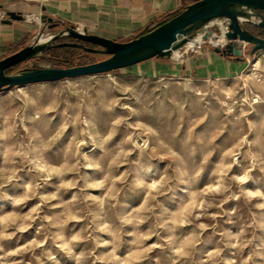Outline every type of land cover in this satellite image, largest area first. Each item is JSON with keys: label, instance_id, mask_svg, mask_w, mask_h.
<instances>
[{"label": "rangeland", "instance_id": "rangeland-1", "mask_svg": "<svg viewBox=\"0 0 264 264\" xmlns=\"http://www.w3.org/2000/svg\"><path fill=\"white\" fill-rule=\"evenodd\" d=\"M41 23L38 41L64 30ZM205 24L188 37L203 29L213 49L219 26ZM249 47L250 61L264 52ZM66 53L6 73L59 68ZM146 63L0 92V264H264V83L247 61L196 78Z\"/></svg>", "mask_w": 264, "mask_h": 264}, {"label": "water", "instance_id": "water-1", "mask_svg": "<svg viewBox=\"0 0 264 264\" xmlns=\"http://www.w3.org/2000/svg\"><path fill=\"white\" fill-rule=\"evenodd\" d=\"M245 9L259 18L254 25L264 30V0H196L168 17L157 27L124 42L90 33L93 30L92 27L79 32L70 22H66L64 30L51 36L45 43L38 41V37L42 35L40 32L33 43L0 59V92L28 84L105 73L154 57L169 56L172 50L185 43L191 32L216 18L228 19V31L225 33L228 42L224 47H213V50L221 55L241 59L244 56L246 45L251 46L248 50L250 55L264 48V37L255 35L241 24L239 17L246 14ZM8 16L9 19L6 22L11 19H21V15L14 12H9ZM47 22L52 23V20L48 18ZM64 34L75 41L51 45L50 42ZM54 46L78 47L85 52L104 54L107 57L88 64L62 68H32L16 74L6 73L9 68Z\"/></svg>", "mask_w": 264, "mask_h": 264}, {"label": "crops", "instance_id": "crops-1", "mask_svg": "<svg viewBox=\"0 0 264 264\" xmlns=\"http://www.w3.org/2000/svg\"><path fill=\"white\" fill-rule=\"evenodd\" d=\"M196 0H50L38 4L23 0H0V59L30 45L39 34L41 21L92 27L90 33L124 42L157 27L168 17ZM21 15L9 19L8 13ZM200 38L185 44L198 54L180 55L179 49L170 57H154L144 65L149 74L166 78L223 77L241 69L243 59L202 48ZM209 44L216 46L215 43ZM247 46V45H246ZM250 48V47H249Z\"/></svg>", "mask_w": 264, "mask_h": 264}, {"label": "bare ground", "instance_id": "bare-ground-1", "mask_svg": "<svg viewBox=\"0 0 264 264\" xmlns=\"http://www.w3.org/2000/svg\"><path fill=\"white\" fill-rule=\"evenodd\" d=\"M245 11H246V14L244 16H240L239 17L240 20H250L251 21L253 19H256L255 15H253L250 11H248L247 9H245ZM212 23H217L218 24L219 31H212L211 34L208 35L206 41L207 42L209 41V42L215 43L216 46L223 45L225 43V40H226V37H225L226 28L222 24V21L219 20V19H214L212 21H209V24H212ZM76 30L79 31V32L84 31V30H78V29H76ZM203 33H204V30L203 29L198 30L193 36L186 38L185 44L186 43H189L191 40H193L195 38H200V42L199 43H202V41H203L202 36L204 35ZM40 36H43V35H40ZM46 41H47V39H44L42 41H39V43H45ZM176 50H178V49L172 50L171 54L174 51H176Z\"/></svg>", "mask_w": 264, "mask_h": 264}, {"label": "built area", "instance_id": "built-area-1", "mask_svg": "<svg viewBox=\"0 0 264 264\" xmlns=\"http://www.w3.org/2000/svg\"><path fill=\"white\" fill-rule=\"evenodd\" d=\"M23 1H28V2H33V3H38V4H44L50 0H23ZM184 6L183 8H185ZM222 24L225 26L226 31H228V24L229 21L226 18H221ZM203 27L207 29V25L204 24ZM204 41H202L203 43ZM228 42V40H225V43L223 45H220L221 47H224V45ZM208 43V42H207ZM211 45V44H210ZM213 46V45H212ZM217 47V46H214ZM250 56H247L246 61L247 65L249 66V75L252 77V79L257 82V83H264V52L260 53L257 55L256 59L254 60V57L252 55V60H249Z\"/></svg>", "mask_w": 264, "mask_h": 264}, {"label": "trees", "instance_id": "trees-1", "mask_svg": "<svg viewBox=\"0 0 264 264\" xmlns=\"http://www.w3.org/2000/svg\"><path fill=\"white\" fill-rule=\"evenodd\" d=\"M253 28L256 27L255 25H251ZM144 34V33H143ZM264 37V36H262ZM58 49H65L66 50V56H69V52H72V57L67 59V60H63L61 63V66H59V68L62 67H69V66H74V65H79V63H73V58L75 59H81L83 57H94V56H102L103 58L107 57V55L104 54H94V53H88L85 52L84 50L78 48V47H73V46H57V50Z\"/></svg>", "mask_w": 264, "mask_h": 264}, {"label": "flooded vegetation", "instance_id": "flooded-vegetation-1", "mask_svg": "<svg viewBox=\"0 0 264 264\" xmlns=\"http://www.w3.org/2000/svg\"><path fill=\"white\" fill-rule=\"evenodd\" d=\"M261 12V11H259ZM251 32H253L255 35L258 36H264V32L262 29L258 28V27H254L253 29H249Z\"/></svg>", "mask_w": 264, "mask_h": 264}]
</instances>
